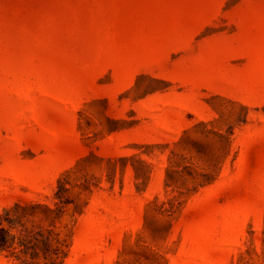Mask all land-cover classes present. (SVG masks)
Returning a JSON list of instances; mask_svg holds the SVG:
<instances>
[{"label": "rangeland", "instance_id": "rangeland-1", "mask_svg": "<svg viewBox=\"0 0 264 264\" xmlns=\"http://www.w3.org/2000/svg\"><path fill=\"white\" fill-rule=\"evenodd\" d=\"M0 229V264H264V0H0Z\"/></svg>", "mask_w": 264, "mask_h": 264}, {"label": "trees", "instance_id": "trees-1", "mask_svg": "<svg viewBox=\"0 0 264 264\" xmlns=\"http://www.w3.org/2000/svg\"><path fill=\"white\" fill-rule=\"evenodd\" d=\"M44 258L45 264H59L60 263V242L53 247L49 242L44 243ZM12 247V240L8 237L6 230L0 229V251L8 250ZM38 254L33 255V258L37 257Z\"/></svg>", "mask_w": 264, "mask_h": 264}]
</instances>
